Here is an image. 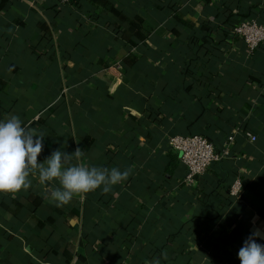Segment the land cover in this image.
<instances>
[{
	"label": "crops",
	"instance_id": "crops-1",
	"mask_svg": "<svg viewBox=\"0 0 264 264\" xmlns=\"http://www.w3.org/2000/svg\"><path fill=\"white\" fill-rule=\"evenodd\" d=\"M245 17L264 0H0V120L45 135L38 162L79 147L73 163L132 169L62 207L38 173L0 193V264H240L264 245V42L233 37ZM191 134L228 154L188 185L168 139Z\"/></svg>",
	"mask_w": 264,
	"mask_h": 264
},
{
	"label": "clouds",
	"instance_id": "clouds-1",
	"mask_svg": "<svg viewBox=\"0 0 264 264\" xmlns=\"http://www.w3.org/2000/svg\"><path fill=\"white\" fill-rule=\"evenodd\" d=\"M44 137L35 128L23 126L16 115L0 120V193L27 190L32 183L30 174L38 173L40 184L58 181L59 187L53 188L47 196L57 207H62L74 197L84 199L86 194L98 188L107 194L114 185L127 180L132 172L131 168L121 171L116 167L73 163V159L80 161L84 155L79 147L72 153L54 150L43 162H38ZM259 235L254 232L244 240L237 253L240 264H264V245L256 242ZM162 256L167 259L166 254ZM154 264H160V260L156 259Z\"/></svg>",
	"mask_w": 264,
	"mask_h": 264
},
{
	"label": "built area",
	"instance_id": "built-area-1",
	"mask_svg": "<svg viewBox=\"0 0 264 264\" xmlns=\"http://www.w3.org/2000/svg\"><path fill=\"white\" fill-rule=\"evenodd\" d=\"M62 3H68L69 0H61ZM232 34L235 38H240L248 50L254 51L264 42V23H258L256 20H243L232 28ZM117 77L121 76L122 66L114 65L110 68ZM247 136L254 140L250 133ZM168 145L175 151L185 167L183 183L194 184L197 176L203 174L207 168L227 155V152L216 153L209 140L201 135L172 136L168 139ZM242 183L239 179L233 180L229 192L232 196L238 197L242 191Z\"/></svg>",
	"mask_w": 264,
	"mask_h": 264
},
{
	"label": "trees",
	"instance_id": "trees-1",
	"mask_svg": "<svg viewBox=\"0 0 264 264\" xmlns=\"http://www.w3.org/2000/svg\"><path fill=\"white\" fill-rule=\"evenodd\" d=\"M253 18H250V17H245L243 19H239V20H234L233 23L231 24L230 26V29L232 30V28L237 24L239 23L240 21H243V20H251ZM253 20H256L258 23H264V21H261V20H258V19H253ZM191 135H195V134H191ZM234 178L231 180L230 184H229V187H228V192H229V189H230V185L231 183L233 182ZM230 193V192H229Z\"/></svg>",
	"mask_w": 264,
	"mask_h": 264
}]
</instances>
